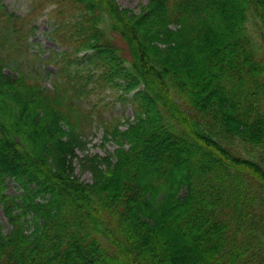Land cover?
I'll list each match as a JSON object with an SVG mask.
<instances>
[{
  "label": "trees",
  "instance_id": "obj_1",
  "mask_svg": "<svg viewBox=\"0 0 264 264\" xmlns=\"http://www.w3.org/2000/svg\"><path fill=\"white\" fill-rule=\"evenodd\" d=\"M29 2L0 0V264H264V0ZM43 11L64 48L45 61ZM93 124L119 147L86 183L68 157Z\"/></svg>",
  "mask_w": 264,
  "mask_h": 264
},
{
  "label": "rangeland",
  "instance_id": "obj_2",
  "mask_svg": "<svg viewBox=\"0 0 264 264\" xmlns=\"http://www.w3.org/2000/svg\"><path fill=\"white\" fill-rule=\"evenodd\" d=\"M6 10L10 13L24 15L29 10L30 2L29 0H1ZM119 9L126 10L131 14H140L144 10L145 6L148 4V0H114ZM34 33L30 38L31 50L33 52L39 53L41 59L44 61L51 55L57 54L64 50L63 47L59 46L57 41H55L49 34L52 29V21L49 19L47 11H43L42 15L39 16L34 22ZM252 36L255 38L259 53L264 57V40L261 37V30L257 27L254 29L251 25L249 26ZM39 68L42 69V81L47 87L51 86L56 67L52 63L39 64ZM8 75H15L16 72L12 69H5L4 71ZM99 104L104 105L107 101L114 99L108 94V91L103 95L95 98H99ZM94 100V101H95ZM104 117H119L122 122L128 117L130 121L133 120L132 109L129 103L122 104L120 102H115L112 106H106L104 109ZM126 123L121 126L122 129L126 127ZM119 147L116 142L112 139L110 134L104 135L103 128L96 127L93 124V128L86 138L79 141V145L73 149V153L68 157V164L72 168V175L77 177L83 182L92 183L95 180L94 172L96 168L104 170L106 165L102 162L103 158H109V160L115 162V150ZM100 159V161L95 162V159ZM96 165V166H95ZM93 166H95L93 168ZM7 190L6 193L11 195H18L22 193V188L19 184L12 178L6 180ZM185 191H181L183 195ZM10 224L7 218L4 216L2 206L0 205V230L8 233L10 230Z\"/></svg>",
  "mask_w": 264,
  "mask_h": 264
}]
</instances>
